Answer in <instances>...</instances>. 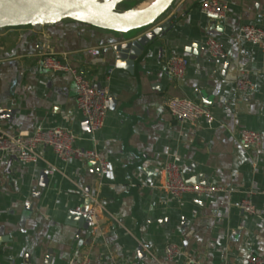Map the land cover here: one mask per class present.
<instances>
[{"label": "crops", "instance_id": "1", "mask_svg": "<svg viewBox=\"0 0 264 264\" xmlns=\"http://www.w3.org/2000/svg\"><path fill=\"white\" fill-rule=\"evenodd\" d=\"M129 1L124 9L135 6ZM223 1L227 18L219 21L202 12L201 0H177L157 24L170 21L167 33L133 72L109 57L112 42L124 37L113 31L72 20L0 30V131L68 127L77 147L104 153L114 166L108 179L94 161L65 162L49 147L39 149L34 163L0 154V264H68L73 256H87L90 264H183L184 256L165 254L166 245L183 240L204 264H249L251 255L264 256V47L239 36L245 24L264 29V0ZM210 37L223 45L224 57L209 56ZM45 45L116 99L99 131L82 126L73 76L39 65ZM175 55L189 60L182 79L165 70ZM242 73L250 75V92L237 90ZM172 97L208 106L214 122L174 118L167 107ZM243 129L260 132L261 145L243 147ZM167 161L187 180L198 177L222 190L176 199L161 187L157 169ZM245 199L262 214L244 211ZM87 203L94 224L88 230L69 224V212Z\"/></svg>", "mask_w": 264, "mask_h": 264}, {"label": "built area", "instance_id": "2", "mask_svg": "<svg viewBox=\"0 0 264 264\" xmlns=\"http://www.w3.org/2000/svg\"><path fill=\"white\" fill-rule=\"evenodd\" d=\"M202 12L210 18L223 21L227 18V5L223 0H201ZM239 36L247 39L253 44L264 47V29L253 24H245L239 28ZM207 49L209 56L219 59L225 56L223 45L213 37L208 38ZM46 46V45H45ZM99 54L100 50L90 51ZM39 65L51 72H69L77 85V106L84 117L89 120L91 130L99 131L105 124L107 114L110 110V91L107 87H97L84 74L83 71L73 67L64 57L59 59L51 47L46 46L37 54ZM189 66L188 58L175 55L169 58L165 64V70L173 79L185 77ZM237 90L247 93L253 90V85L248 73H242L238 78ZM170 114L177 119L188 121L192 125L204 118L212 124L215 120L210 108L189 97H172L167 102ZM77 134L68 127H38L33 132H21L19 134H8L0 131V154L16 157L24 163H34L39 159L41 147L51 148L59 159L70 161L73 158H80L99 163L101 173L108 179L114 178V166L107 160L104 153L97 150H87L76 146ZM239 143L246 148L257 147L262 143L260 132L252 129H243L239 135ZM160 170L164 175L162 188L176 199L185 195H194L198 198L211 197L216 195L222 188L206 183H192L182 173L180 166L173 161H167ZM241 207L249 214L261 215L251 200L245 199ZM77 211H81L78 208ZM94 209L88 208L86 215H93ZM93 221L91 225H93ZM189 246L188 240L181 243H169L165 247V254L169 259L184 256L183 264H204L195 256L189 255L186 250ZM68 264H90L87 256H73ZM249 264H264V256L251 255Z\"/></svg>", "mask_w": 264, "mask_h": 264}, {"label": "water", "instance_id": "3", "mask_svg": "<svg viewBox=\"0 0 264 264\" xmlns=\"http://www.w3.org/2000/svg\"><path fill=\"white\" fill-rule=\"evenodd\" d=\"M126 1L128 0H0V30L9 27L54 25L64 20H72L113 31L124 37L112 42L109 57L117 68L133 72L135 61L145 51L153 50L158 40H162L167 33L170 21L157 24L177 0H161L154 7L143 11L138 10L136 6L144 0H140L141 2L132 8L124 9L121 4ZM134 31L143 33L128 40L125 35ZM110 101V108H113L116 99L110 97ZM82 126L86 131H92L88 119L83 121ZM11 160L17 158L13 156ZM94 163L101 172L99 163ZM189 181L199 183L200 178H192ZM47 184V172L42 171L40 186L45 187ZM88 208L87 203L81 211H70L67 222L79 229L88 230L92 223V216L85 214ZM3 239L0 238V242Z\"/></svg>", "mask_w": 264, "mask_h": 264}, {"label": "bare ground", "instance_id": "4", "mask_svg": "<svg viewBox=\"0 0 264 264\" xmlns=\"http://www.w3.org/2000/svg\"><path fill=\"white\" fill-rule=\"evenodd\" d=\"M160 1L161 0H144L138 6H136V8H138L140 11L147 10L157 5Z\"/></svg>", "mask_w": 264, "mask_h": 264}, {"label": "rangeland", "instance_id": "5", "mask_svg": "<svg viewBox=\"0 0 264 264\" xmlns=\"http://www.w3.org/2000/svg\"><path fill=\"white\" fill-rule=\"evenodd\" d=\"M135 2H136V0H130V1H129V5H131V4L133 5V4H135ZM121 6H122V5H121ZM123 6H124V5H123ZM123 6H122V8H123ZM125 6H126V4H125Z\"/></svg>", "mask_w": 264, "mask_h": 264}, {"label": "trees", "instance_id": "6", "mask_svg": "<svg viewBox=\"0 0 264 264\" xmlns=\"http://www.w3.org/2000/svg\"><path fill=\"white\" fill-rule=\"evenodd\" d=\"M140 2H141L140 0H136L135 5L139 4Z\"/></svg>", "mask_w": 264, "mask_h": 264}]
</instances>
